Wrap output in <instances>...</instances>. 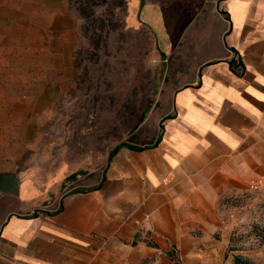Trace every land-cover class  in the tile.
Returning <instances> with one entry per match:
<instances>
[{
  "label": "crops",
  "instance_id": "0c3cea01",
  "mask_svg": "<svg viewBox=\"0 0 264 264\" xmlns=\"http://www.w3.org/2000/svg\"><path fill=\"white\" fill-rule=\"evenodd\" d=\"M178 4L183 38L166 41L164 82L128 141L139 149L41 182L0 168V264L223 260L234 222L220 199L264 159V0H198L185 25ZM165 11L132 0L130 17L163 33Z\"/></svg>",
  "mask_w": 264,
  "mask_h": 264
},
{
  "label": "rangeland",
  "instance_id": "374dc122",
  "mask_svg": "<svg viewBox=\"0 0 264 264\" xmlns=\"http://www.w3.org/2000/svg\"><path fill=\"white\" fill-rule=\"evenodd\" d=\"M131 1L0 0L1 169L40 182L61 172L74 177L105 167L138 135L170 63L166 41L171 33L175 43L183 38L173 31L172 5L179 3L185 25L198 0H141V7H165L163 33L140 13L133 21ZM220 203L234 222L221 262L243 255L264 264L257 235L264 229V159L254 160V183L227 191Z\"/></svg>",
  "mask_w": 264,
  "mask_h": 264
},
{
  "label": "trees",
  "instance_id": "16d2710c",
  "mask_svg": "<svg viewBox=\"0 0 264 264\" xmlns=\"http://www.w3.org/2000/svg\"><path fill=\"white\" fill-rule=\"evenodd\" d=\"M141 120H143V119H141ZM123 145H130V146H132L135 149H139L140 148V147H137V146H133V145L129 144L128 142H124ZM255 228L257 230H260L259 225H256ZM257 235L260 236V238L264 239V229L260 233H257ZM219 264H225V263L224 262H221ZM233 264H254V262L251 259L246 258L243 255H236L235 256V261H234Z\"/></svg>",
  "mask_w": 264,
  "mask_h": 264
},
{
  "label": "built area",
  "instance_id": "2783aa9c",
  "mask_svg": "<svg viewBox=\"0 0 264 264\" xmlns=\"http://www.w3.org/2000/svg\"><path fill=\"white\" fill-rule=\"evenodd\" d=\"M176 252H177V251H175V254H176ZM176 257H177V255H176Z\"/></svg>",
  "mask_w": 264,
  "mask_h": 264
}]
</instances>
